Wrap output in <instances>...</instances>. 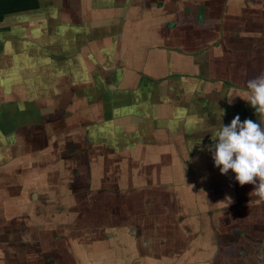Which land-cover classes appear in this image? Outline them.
<instances>
[{"label": "crops", "instance_id": "crops-1", "mask_svg": "<svg viewBox=\"0 0 264 264\" xmlns=\"http://www.w3.org/2000/svg\"><path fill=\"white\" fill-rule=\"evenodd\" d=\"M262 73L264 0H0V264H264L208 150Z\"/></svg>", "mask_w": 264, "mask_h": 264}, {"label": "clouds", "instance_id": "clouds-1", "mask_svg": "<svg viewBox=\"0 0 264 264\" xmlns=\"http://www.w3.org/2000/svg\"><path fill=\"white\" fill-rule=\"evenodd\" d=\"M245 101L255 109L261 120H264V73L246 82ZM217 141L209 147L214 166L222 175L229 170L234 173L235 181L240 185H254L250 195L264 201V128L253 120L240 121L237 115L227 126H221L216 133ZM227 201V203H225ZM230 197L219 202L227 208Z\"/></svg>", "mask_w": 264, "mask_h": 264}]
</instances>
